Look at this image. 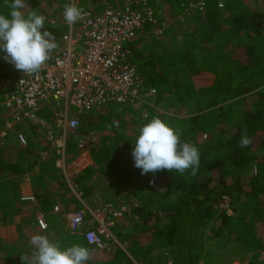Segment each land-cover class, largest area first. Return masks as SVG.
Wrapping results in <instances>:
<instances>
[{"label":"trees","instance_id":"16d2710c","mask_svg":"<svg viewBox=\"0 0 264 264\" xmlns=\"http://www.w3.org/2000/svg\"><path fill=\"white\" fill-rule=\"evenodd\" d=\"M98 1L82 0L81 6ZM166 1L171 17L184 13L190 5L188 0ZM65 2L24 0L22 11L27 16L32 9L42 7L44 16L45 7L60 3L56 6L60 9L69 5V0ZM148 2L155 4L154 0ZM110 4L118 6L121 0H110ZM10 11L5 0H0V15L7 16ZM187 18L184 25L180 23L184 36L180 43L166 33L154 35V25L146 23L140 36L127 47L131 50L129 62L138 65L134 64L146 88L155 91L157 104L174 107L180 113L190 102L198 107L199 113L194 115L161 117L179 130L181 143L190 142L199 149L197 174L193 176L191 169L183 175L175 170L141 174L131 153L144 123L141 110L132 108L124 116L108 109L98 114L96 121L82 117V125L68 140L67 154L75 159L83 153L77 137L89 133L101 137L88 150L90 165L72 182L80 196L55 166L56 155L53 160L44 159L32 141L24 146L14 139L0 149V264H23L20 257H30L34 251L30 244L34 235H46L62 250L82 245L93 255L83 235L48 236L50 228L45 232L38 226V230L19 236L10 226L17 219L32 218L40 212L47 215L54 204L79 211L118 201L133 208L137 233L152 237L147 247L139 245L141 237L125 245L134 259L137 247L144 264H181L186 253L188 264H198L211 239L218 238L257 249L247 264H264V0H224L222 4L207 0L203 9L190 12ZM62 26L42 31H50L58 41L66 31L65 24ZM133 42L130 48L128 44ZM4 56L0 51L1 79L10 72ZM213 63L211 70L215 76L219 72L222 80L217 96L227 97L222 103L230 102L206 110L201 103L205 95L198 86L205 77L202 71L208 73V65ZM253 94L254 101L249 99ZM245 130L253 143L241 148L239 141ZM27 174H31L35 206L21 199L22 178ZM152 177L159 182L156 190L150 186ZM226 199L232 214L224 209ZM20 242H24L22 246ZM90 259L86 264H93ZM114 264L135 263L123 252L121 261Z\"/></svg>","mask_w":264,"mask_h":264},{"label":"built area","instance_id":"2783aa9c","mask_svg":"<svg viewBox=\"0 0 264 264\" xmlns=\"http://www.w3.org/2000/svg\"><path fill=\"white\" fill-rule=\"evenodd\" d=\"M81 1L69 0V5L83 9L84 15L75 24H67L68 30L60 39L64 44L61 52L52 51L41 70L31 75L9 64V75L0 81L3 94L0 149L13 138L27 146L29 139L18 127L36 124L40 112L46 106L52 107L53 123L58 132L50 139L49 147L56 155L55 166L72 180L91 163L90 158L85 157L88 152L76 158V164L67 161V142L81 126L82 117L106 105L137 110L153 108L155 91L146 88L137 67L129 62L131 50L127 43L138 37L146 23L154 25L156 36L164 35L167 26L160 19L164 9L155 0V5L149 4L148 0H121L118 6L111 5L109 0H101L100 14L81 6ZM217 1L223 3V0ZM63 13L61 20H64ZM80 47H85V51L79 52ZM72 106L75 112L71 110ZM118 112L123 110L119 108ZM86 140L91 145L84 151L94 147L98 139L88 136ZM78 145L82 148L85 143L78 141ZM73 164L77 166L73 168ZM150 186L156 190L158 179L152 177ZM22 201H35V197H23ZM55 211H59V207H55ZM129 214L128 205L114 202L96 209L72 211L70 231L83 235L94 253L107 252L111 244L117 242L114 230ZM44 215H37V221L41 229L48 230ZM134 263L144 264L135 260Z\"/></svg>","mask_w":264,"mask_h":264},{"label":"clouds","instance_id":"9594fccd","mask_svg":"<svg viewBox=\"0 0 264 264\" xmlns=\"http://www.w3.org/2000/svg\"><path fill=\"white\" fill-rule=\"evenodd\" d=\"M5 3L11 11L7 16L0 15V51L5 53L4 59L17 70L27 75L38 73L57 47L55 36L50 31H42L45 23L43 15L35 11L25 15L22 11L26 7L24 0H11L10 4L5 0ZM83 15V9L75 4L64 7V20L70 26L83 19ZM138 132L131 155L134 166L142 170V175L155 174L160 170H175L183 175L189 169L193 176L197 174L199 149L190 142L181 143L178 129L159 117H153L150 122L140 126ZM252 143L245 130L239 146L246 148ZM30 244L34 251L30 257H20L23 264H86L91 258L87 247L75 244L62 250L46 235H34Z\"/></svg>","mask_w":264,"mask_h":264},{"label":"rangeland","instance_id":"374dc122","mask_svg":"<svg viewBox=\"0 0 264 264\" xmlns=\"http://www.w3.org/2000/svg\"><path fill=\"white\" fill-rule=\"evenodd\" d=\"M40 1H43V0H40ZM205 1H207V0H205ZM63 2H65V0H63ZM222 2L224 3V0ZM249 3H252V2L250 1ZM59 5H60V3L56 4V6H59ZM56 6L55 5H48L47 7H45V11L47 10V13H45V11H44V17H45L44 28H46V29L47 28H51V29L58 30V29H62L64 27V26H62L63 24L67 25L65 20H61L63 18V17H61V13L64 11V7L65 6L62 5V7H60L59 11H58L59 8H57ZM198 6H195V8L193 10L191 8H189L188 11H191V13L193 14V11H197L199 9L200 10L203 9L204 4L198 5ZM86 7L88 9H90L92 12H94L96 14H100L101 11H102V2H101V0H99L97 3H95V4L91 5V6L90 5L86 6ZM32 11H35V12H37L40 15L43 14L42 7H36L34 9H32ZM162 12H163V14H162L163 15V21H165L167 23L166 34L168 36H170L172 39L174 38V40L179 41V43H180L184 39V36L181 35V30L180 29H181L182 25L180 23H182L184 25L185 19L186 20L188 19L187 16L190 15V12H189V14H188V12H186V13L184 12V13H180L179 15H176V16L172 15V17L170 16V13H167L166 10H164ZM235 13H236V11H235ZM47 20H48V22H47ZM188 24H189V22H188ZM64 33H65V31H63V34ZM137 35L140 36V32H138ZM60 39L61 38H59L58 41H57V38L55 36V43L57 44V47L53 51H55L56 53L61 52V50L63 49V46H64V44L62 45L60 43ZM133 45H134V42L131 43V45L128 44L129 47L133 46ZM232 48H233V46L229 47V49H232ZM85 49H86L85 47H80L78 49V51L79 52H84ZM219 63H220L219 68H222L221 62H219ZM222 63H224V62L222 61ZM7 64H8V62H7ZM134 64L138 67V65L136 63H134ZM214 65H215V63L208 65V67H209V72L208 73L205 72V71H202V72L205 73V77H204V80H201V82L199 81L200 83H199V86H198L199 90L202 91L203 94L205 95V97H203L201 103H202V107H204L206 110H209L210 108H213L215 106L224 105L225 103H229L230 102L229 100H227V102L222 103V102H224L227 99V97H224V96L218 97L217 96V93H218L217 89H218V87L222 86V80L220 79L221 77H220V73L219 72H218V75L215 76V72H214L215 70H211V68ZM5 73H6V71H5ZM7 74H8V72L6 73V76H7ZM0 81H1V78H0ZM2 96H3V94H2V92H0V100H2ZM255 98L256 97H255L254 94L249 96V99L252 100V101H254ZM220 103H222V104H220ZM209 106H211V107L208 108ZM119 108L123 110L122 114L124 116L126 114V112L129 109H131L132 107H124V106L120 107V106H117V105H106V106H103L101 108H97L96 110H94V112L91 115H89L87 117H84V118H86L89 121L90 120L96 121L98 119V114L99 115L100 114H105V111L108 110V109H110L113 112L117 113ZM173 108L169 109V108H167L165 106H162L159 103L157 104V99H155V104H154V100H153V108L147 107L146 109L141 110V112H142L141 113V117L143 119L142 123L146 124V123L150 122V120L153 117L165 118V117H170V116H175V115H194L196 113H199L198 107L196 106V104L194 102H190L186 106L184 111H182L181 113H180V111L178 109L176 110V108H174V109ZM0 109L2 111L3 106ZM205 109H202V110H205ZM71 110L73 112L76 111L73 106L71 107ZM53 111H54V108L46 106L40 112V114H39L40 120L38 122H36V124L35 123L26 124V125L18 127L19 130H21V131H23L25 133V135L27 136V138L29 139L30 142L32 141L33 143H35L38 146L39 149H41L42 157L44 159H50V160L51 159L53 160V158H54L53 155H55V153H53V151L50 149L49 141H50V139L53 138L54 134L58 132L57 129L54 127V123H53V116H52ZM83 119H82V121H83ZM81 125H82V123H81ZM25 130H28V131L26 132ZM88 136H92V137L98 139L97 143L99 142V140L101 138L100 136H98L95 133H89V134L77 137V141H79V142L82 141V142L85 143L84 147H82V148H80L79 145H78V148H80L81 150L90 148L91 143H90V141L86 140V138ZM14 139L15 138L11 139V141H8V143H11L12 141H14ZM94 145H95V143H94ZM85 152H88V150H85ZM85 157L88 158L87 153L85 154ZM75 159L69 158V155L67 154V160H68L69 163H72V162L75 163L76 162ZM75 164H73V168L77 166ZM30 175L29 174L24 175L23 178H22V182H23L22 184H23V190H24L23 193L27 194V193L31 192L33 194H30V195L34 196V191H33L32 186H31V180H30L31 176ZM71 185H72V187H71ZM57 187L58 186H56V189H57ZM70 187L74 191H76L75 187H74V184L72 183V180H71V183H70ZM54 188L55 187L53 186V189ZM77 194H78V192H77ZM227 201H228V203L225 204L224 209L226 211H228L229 214H232V210H231V208L229 206V202H230L229 199H227ZM116 203H123L125 205H128L129 210L131 211V214L127 215L125 217V219H123L121 221V223L118 224V227L114 231L115 236H117L118 238L120 237V239L123 240L122 237L120 236L121 231L133 230L134 232H138L136 230L137 222L133 220V219H135V218H133V215H132L133 214V208L129 204H127L125 201H118ZM46 214L49 215V213H46ZM51 218L53 219V221L47 220V223L49 224V226L52 225L54 227L56 224L60 225L58 217H56V216L54 217V215H52ZM32 226H35V224H30L28 222L27 223H18L15 226H13L14 227L13 230H14L15 233H17V235L24 236V235L30 234L31 232H34L36 230V228H33ZM45 231H47V230H45ZM47 235L49 236V233H47ZM147 238L148 237H141L140 242L142 240H144L145 244H147V245L150 244L152 239H147ZM23 243L24 242H20V243H18V245L22 246ZM105 253L106 252H103V254H105Z\"/></svg>","mask_w":264,"mask_h":264},{"label":"crops","instance_id":"0c3cea01","mask_svg":"<svg viewBox=\"0 0 264 264\" xmlns=\"http://www.w3.org/2000/svg\"><path fill=\"white\" fill-rule=\"evenodd\" d=\"M155 2H157L160 6H162V8L164 10L167 11V13H169L168 12L169 11V7H168L169 4L167 3L166 0H155ZM188 2H190V5L188 6V8H186L185 13L188 12V14H189V12H191V11H188L189 8H191L193 10L195 8V6L204 4L205 0H188ZM65 27H66V31H67L68 27L66 24H65ZM25 131L27 132L28 130H25ZM83 152H85V151L83 150ZM87 155H88V158H90L89 153H87ZM55 160H56V157H55ZM64 178L70 187V183H71L72 179H68L65 176H64ZM72 182H73V180H72ZM56 186H58V185H56ZM71 187H72V185H71ZM72 191L75 193L76 196L78 195L77 192L74 191L73 189H72ZM30 194H33V193H31V192L27 193V194L24 193L23 197H27V195L32 196ZM23 202H28L31 206L36 205V201H23ZM55 207H59V211L56 212ZM86 208L87 207H85V209ZM72 211H74V210L64 208V206H62L61 204L60 205L59 204L52 205L51 211L50 210L48 211L49 215H44L45 219H46V221L47 220L53 221V219L51 217H52V215H54V217L55 216L58 217L60 225L56 224L54 227L52 225L49 226L50 231L49 232L47 231V233H49L51 236L70 234L71 232H70V225L69 224H70V213ZM40 213H45V212H40ZM27 222L30 224H35V226H32V227L36 228V230H38L39 224L37 222V215L32 217V218L18 219V220H16L14 225L12 224V226H10V227L13 230L14 229L13 226H15L16 224L27 223ZM39 228H40V226H39ZM120 236L122 237V239L124 241H121L116 236L117 242H113L110 246V249L105 254L93 253V255H91V259H90L92 261V263L93 264H114L115 262H120L122 259V253L123 252H126V254L133 260V262H134V260L135 261H142V260L144 261L145 260L142 256V254L139 252V249L137 247L135 248L136 259H134L130 255V253L127 252V250L125 248V245L130 244L132 242V240L137 239V237H141L140 234H138L137 232H134L133 230H129V231L127 230V231H121ZM128 237H130V238H128ZM145 237H148V236H145ZM151 238L152 237H148L147 239H151ZM139 245L141 247H147L149 244L148 245L145 244L144 240H142L139 243ZM167 249L168 248H164V250L168 251ZM157 251H158L157 249L155 251H153V255L155 253H157ZM256 253H258L257 249L251 248L249 246L243 245V244L235 242L233 240H226V239L224 240L223 238L212 239L211 246L206 247V250L203 254V257L200 259L198 264H247L250 260H252L253 256L256 255ZM181 264H188V254L187 253L183 255V258L181 257Z\"/></svg>","mask_w":264,"mask_h":264}]
</instances>
